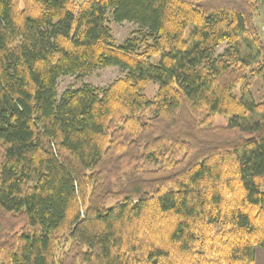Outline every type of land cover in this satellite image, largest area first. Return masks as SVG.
<instances>
[{
  "label": "trees",
  "instance_id": "16d2710c",
  "mask_svg": "<svg viewBox=\"0 0 264 264\" xmlns=\"http://www.w3.org/2000/svg\"><path fill=\"white\" fill-rule=\"evenodd\" d=\"M262 2L0 0V264H254ZM111 21L140 30L118 45Z\"/></svg>",
  "mask_w": 264,
  "mask_h": 264
},
{
  "label": "rangeland",
  "instance_id": "374dc122",
  "mask_svg": "<svg viewBox=\"0 0 264 264\" xmlns=\"http://www.w3.org/2000/svg\"><path fill=\"white\" fill-rule=\"evenodd\" d=\"M215 4L220 5L222 0H213ZM255 24L260 32L262 39L264 40V2L259 3V10L257 12V16L255 19ZM110 28L112 30V34L115 42L118 45L123 44L128 38L133 36V33L137 32L139 26L133 23L124 22L121 24H117L113 21L110 22ZM225 45H222L218 49V53H221L225 49ZM156 60L159 57L155 58ZM125 76V72L120 68H105L94 71L90 76L85 78H79L78 76H66L60 79L59 83V94L60 96L64 91L69 88H79L84 85H89L93 88H106L111 83H113L116 79L122 78ZM251 84V92L254 100L257 102H264V84L259 80H250ZM158 90L157 83H150L146 90L145 94L149 99L155 97ZM239 89H237L236 93H239ZM218 127H225L227 125V120L223 118H217L215 120V124ZM10 223H6V221L0 220V228L5 227V229L11 228ZM23 227V224H16L13 230L19 231ZM257 249L256 251H258ZM264 250V249H263ZM255 251V253H256ZM255 264V260H254Z\"/></svg>",
  "mask_w": 264,
  "mask_h": 264
},
{
  "label": "crops",
  "instance_id": "0c3cea01",
  "mask_svg": "<svg viewBox=\"0 0 264 264\" xmlns=\"http://www.w3.org/2000/svg\"><path fill=\"white\" fill-rule=\"evenodd\" d=\"M255 264H264V250L259 249L255 253Z\"/></svg>",
  "mask_w": 264,
  "mask_h": 264
}]
</instances>
